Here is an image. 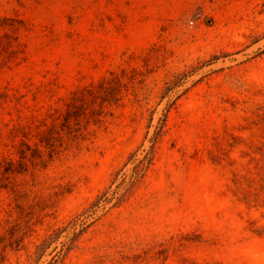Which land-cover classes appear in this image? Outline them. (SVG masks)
Segmentation results:
<instances>
[{
  "label": "rangeland",
  "instance_id": "374dc122",
  "mask_svg": "<svg viewBox=\"0 0 264 264\" xmlns=\"http://www.w3.org/2000/svg\"><path fill=\"white\" fill-rule=\"evenodd\" d=\"M0 264H264V0H0Z\"/></svg>",
  "mask_w": 264,
  "mask_h": 264
},
{
  "label": "trees",
  "instance_id": "16d2710c",
  "mask_svg": "<svg viewBox=\"0 0 264 264\" xmlns=\"http://www.w3.org/2000/svg\"><path fill=\"white\" fill-rule=\"evenodd\" d=\"M113 79H116V77H112L111 79H104L102 80V82L100 83L101 87H104L106 84H108V81H112ZM49 238L42 240V242L38 245L35 246L34 248V252L30 255H28V259H31V257H34V263H37L41 256L43 255L45 249L50 245V243H48ZM22 240L23 238H19L17 240H13L10 241L8 244V247L10 248V250L12 251H19L21 249H23V244H22ZM182 237L175 239L173 237H171L168 241H166V243L162 242L159 244L154 243L152 246H150L146 251H144L145 254V258L144 260L147 259V261L149 260H154V261H158V260H165L166 258V254L169 251V249H174V250H178L182 247L181 241H182ZM51 242V241H50ZM6 248V246H4V249ZM2 259H4V255L2 256Z\"/></svg>",
  "mask_w": 264,
  "mask_h": 264
}]
</instances>
